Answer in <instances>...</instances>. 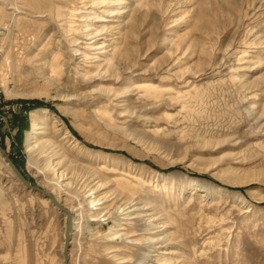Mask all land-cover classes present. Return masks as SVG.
Returning <instances> with one entry per match:
<instances>
[{
    "label": "rangeland",
    "instance_id": "1",
    "mask_svg": "<svg viewBox=\"0 0 264 264\" xmlns=\"http://www.w3.org/2000/svg\"><path fill=\"white\" fill-rule=\"evenodd\" d=\"M0 31V146L67 264H264V0H0ZM64 240L0 152V264Z\"/></svg>",
    "mask_w": 264,
    "mask_h": 264
},
{
    "label": "water",
    "instance_id": "2",
    "mask_svg": "<svg viewBox=\"0 0 264 264\" xmlns=\"http://www.w3.org/2000/svg\"><path fill=\"white\" fill-rule=\"evenodd\" d=\"M0 152L2 153L5 162L9 165L11 168V171L18 177V179L29 189L38 192L42 196L46 197L49 199V202L51 205H53L57 210L61 211L65 215V240H64V250H63V255H64V262L67 264V249L70 243V234L72 232L73 224H72V217L71 214L68 212L66 207L61 203L57 202L53 195L44 189H41L40 187L36 185H32L29 183V181L23 176V174L20 172V170L16 167V165L11 161L9 156L6 154L5 150L0 146Z\"/></svg>",
    "mask_w": 264,
    "mask_h": 264
},
{
    "label": "bare ground",
    "instance_id": "3",
    "mask_svg": "<svg viewBox=\"0 0 264 264\" xmlns=\"http://www.w3.org/2000/svg\"><path fill=\"white\" fill-rule=\"evenodd\" d=\"M87 26V25H86ZM85 35L87 36V35H90V37L89 38H91V37H93V36H91L92 34H91V32H87V33H85ZM88 39V38H87ZM78 43H81L78 39H74L73 40V42L70 44V45H72V47L73 46H75V45H77ZM72 50L73 51H75V53H77L78 52V48H72ZM78 53H80V52H78ZM143 86H146V88H149L150 86H148L146 83L145 84H142ZM9 92V91H8ZM47 123H46V121H45V119H43V118H41L40 117V115L37 113V111L36 112H34L33 114H32V117H31V129H32V132H29L28 133V135H27V138H26V141H25V147H26V152L27 153H30V152H32L33 151V149H34V147H35V145H36V143H37V141L40 139V136H37V134L35 135V134H33V133H35V132H33V131H35V130H37V129H40V128H42V127H44L45 125H46ZM32 133V134H31ZM112 165H104V166H101L102 167V169L104 168V169H106L107 171H113V172H115L116 171V169L114 168V166H112ZM42 189V188H41ZM46 191V190H45ZM48 192V191H47ZM50 193V192H49ZM54 197V196H53ZM55 198V197H54ZM57 202H59L57 199H55ZM96 201H98V200H96V199H93L91 202L92 203H95V204H97V202ZM63 204V203H62ZM65 206V205H64ZM66 207V206H65ZM66 209L68 210V212L71 214V212H70V209H68L67 207H66ZM98 209V208H97ZM77 225V226H76ZM75 226H76V231H78L81 227H80V225H79V222L76 224ZM73 233V232H72ZM71 235V234H70Z\"/></svg>",
    "mask_w": 264,
    "mask_h": 264
},
{
    "label": "built area",
    "instance_id": "4",
    "mask_svg": "<svg viewBox=\"0 0 264 264\" xmlns=\"http://www.w3.org/2000/svg\"><path fill=\"white\" fill-rule=\"evenodd\" d=\"M0 33H1V31H0Z\"/></svg>",
    "mask_w": 264,
    "mask_h": 264
}]
</instances>
